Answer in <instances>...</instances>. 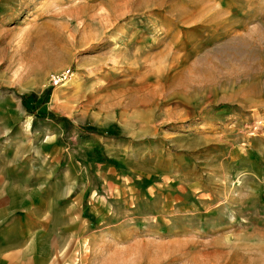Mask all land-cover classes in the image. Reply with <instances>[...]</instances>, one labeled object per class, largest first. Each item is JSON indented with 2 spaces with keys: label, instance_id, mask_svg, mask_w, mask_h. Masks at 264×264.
<instances>
[{
  "label": "rangeland",
  "instance_id": "1",
  "mask_svg": "<svg viewBox=\"0 0 264 264\" xmlns=\"http://www.w3.org/2000/svg\"><path fill=\"white\" fill-rule=\"evenodd\" d=\"M0 151L71 167L62 264H264V0H0Z\"/></svg>",
  "mask_w": 264,
  "mask_h": 264
},
{
  "label": "crops",
  "instance_id": "2",
  "mask_svg": "<svg viewBox=\"0 0 264 264\" xmlns=\"http://www.w3.org/2000/svg\"><path fill=\"white\" fill-rule=\"evenodd\" d=\"M18 154L0 151V264H62L56 256L70 246L72 218L81 217L72 208L71 167L56 174L34 163V152Z\"/></svg>",
  "mask_w": 264,
  "mask_h": 264
},
{
  "label": "trees",
  "instance_id": "3",
  "mask_svg": "<svg viewBox=\"0 0 264 264\" xmlns=\"http://www.w3.org/2000/svg\"><path fill=\"white\" fill-rule=\"evenodd\" d=\"M46 94H47V92H46ZM28 98H33V96H31V95H29V96H23V97H21V102H22V104L24 105V107L28 110L29 108H28V106L26 105V100L28 99Z\"/></svg>",
  "mask_w": 264,
  "mask_h": 264
},
{
  "label": "bare ground",
  "instance_id": "4",
  "mask_svg": "<svg viewBox=\"0 0 264 264\" xmlns=\"http://www.w3.org/2000/svg\"><path fill=\"white\" fill-rule=\"evenodd\" d=\"M238 42V41H237ZM240 42V41H239ZM243 42V41H242ZM247 43V42H246ZM242 44V43H241ZM243 44H245V43H243ZM240 46V45H239ZM243 47V46H242ZM253 47V46H252ZM246 91V90H245Z\"/></svg>",
  "mask_w": 264,
  "mask_h": 264
}]
</instances>
